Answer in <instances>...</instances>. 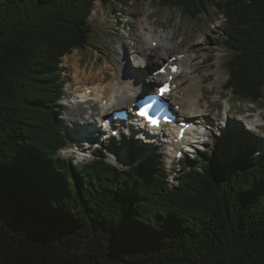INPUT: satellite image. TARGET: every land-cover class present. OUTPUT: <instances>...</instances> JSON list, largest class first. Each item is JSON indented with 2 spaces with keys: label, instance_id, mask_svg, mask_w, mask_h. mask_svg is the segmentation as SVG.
<instances>
[{
  "label": "trees",
  "instance_id": "trees-1",
  "mask_svg": "<svg viewBox=\"0 0 264 264\" xmlns=\"http://www.w3.org/2000/svg\"><path fill=\"white\" fill-rule=\"evenodd\" d=\"M127 3L132 0H100ZM221 14L226 88L264 98V0H143ZM95 0H0V264H264V156L208 149L170 185L152 157L128 167L58 155L61 59L93 33Z\"/></svg>",
  "mask_w": 264,
  "mask_h": 264
},
{
  "label": "rangeland",
  "instance_id": "rangeland-1",
  "mask_svg": "<svg viewBox=\"0 0 264 264\" xmlns=\"http://www.w3.org/2000/svg\"><path fill=\"white\" fill-rule=\"evenodd\" d=\"M223 21L222 15L211 4L205 6V12L198 18L189 19L182 16L178 8L162 7L150 1L132 0L127 3L113 2L106 5L101 2L99 5L94 3L93 10L89 16V22L93 29L91 38L85 48L80 50L73 49L62 57L58 68L63 75L62 81L66 85L67 92L65 96L72 98L73 94H77L76 84L78 83L74 80H85L83 79V73L89 76L85 85H91L92 82L98 83L100 79L102 83L106 84L105 82L112 78L106 62L120 66L122 71H124L120 76L123 77H126L127 72L146 75V72L143 69H139L138 64L134 63V61H136L135 54L139 53L137 40L149 47L141 34L142 31L147 30L153 37L160 36L167 39V43L163 45L164 47H155L156 51L162 53L165 49L167 51V47H169V52L167 51L165 56L159 60V63L152 66L151 62H148L147 67L155 68L157 65H160L170 53L174 54L183 50L192 51L196 56L199 53L201 56H197L191 69L185 70V77H182V80L190 81L188 73L194 69L203 76V83L201 84L203 105L208 108L210 115L213 117L218 116L222 120V117L224 118L226 115L224 109H227L230 120L229 122L226 120L224 126L227 125L228 127L233 126L235 123L231 119L232 117H247V113L249 120L256 115L257 119L262 118V121H264V98H260L255 103L237 101L229 92L230 90L225 89V82L228 79L226 63L229 51L222 38L221 24ZM200 46H203L204 50ZM198 50H202L203 52ZM103 65L105 68H102ZM76 66H78L77 69ZM75 70L79 72L83 71V73L80 72L81 78L75 77L73 79ZM146 87H149V85ZM73 106L75 105L73 104L71 107ZM70 110L71 108L65 107L60 116L63 133L66 138L69 137L71 131L73 132V129H70L71 126L67 127L70 124V121L67 119ZM96 115H94L95 118ZM219 128L220 124L218 122L216 127L210 132L211 143L208 141L204 142L202 151L223 146L220 154L226 162L243 149V146H239L238 142H236L238 138H249L252 142L256 143L264 140V124L261 128L254 127L259 129V131H253V129L245 130L246 134L234 137L236 139L234 141L232 134L224 131L227 129ZM217 132H219V135L216 134ZM130 138V136L128 138L119 136L114 138L112 143L117 142L121 147L127 148ZM70 144L74 143L70 142ZM138 146L140 144L136 143L135 148L131 149V153L137 156L134 162L142 161L145 157L152 155L154 159L160 161L165 166L166 171L170 172L172 177L178 172L176 171L178 164L176 161L172 162V158L168 156L166 145H161V148L155 150V147L144 144L141 149L142 154L137 152L136 147ZM61 155L67 158L66 154ZM132 162L131 158L129 160L123 158L121 162H116V164L128 166ZM170 182L174 184L177 180L174 178Z\"/></svg>",
  "mask_w": 264,
  "mask_h": 264
},
{
  "label": "bare ground",
  "instance_id": "bare-ground-1",
  "mask_svg": "<svg viewBox=\"0 0 264 264\" xmlns=\"http://www.w3.org/2000/svg\"><path fill=\"white\" fill-rule=\"evenodd\" d=\"M143 33L144 32L142 31V34ZM159 46L160 44H158L156 47H159ZM137 48H138V51L142 53L143 55H145L147 59L146 67L148 66V62L149 63L151 62L152 66L154 64L159 63V60H161L167 53L166 49L165 51L163 50V52L161 53L160 51H156L157 49H153L152 47L148 48L147 46L140 43L139 40H137ZM165 59H167V57ZM106 63H107L106 64L107 67H109V72L112 78L110 79V75H109L110 80L105 82L106 84L102 83L101 79L99 80L100 82L98 83L94 82V84H92L93 91L91 93L94 99L86 100L85 102H81V103H75V106L71 107V110L69 111V115L67 116V119L68 121H70V124L66 123L68 124L67 127L71 126L70 127L71 130L75 129L77 126L80 127L83 124V122L85 121L84 119L86 118L85 114L88 111H91L90 118L92 120H96L94 116L95 114H101L105 110H108L109 107L106 109L105 106L101 104L100 101L102 99H106L108 101L107 104L110 105V109H114L117 107L128 106L129 104L128 103V92L134 93V96L132 99L142 95L141 92L144 89L142 85L143 83H146V80L144 77L137 75V73H133V72L132 73L127 72L126 77L120 76L121 73H124V71H122L120 66L118 65L115 66L116 64L114 65L109 62H106ZM142 66L143 64L139 65L138 66L139 69L142 68ZM77 68L78 66H76V69ZM102 68H105V66L103 65ZM156 68L157 66L153 69H156ZM80 72L83 73L82 70ZM80 72L79 71L74 72L73 79L75 77L81 78ZM83 76L84 78L83 77L82 78L85 80L76 79L74 81L78 83L76 84L77 96L82 99H85V97L90 96L89 94L83 95V91L85 87L87 86L85 85V83H86V80L89 79V76L85 75L84 73H83ZM145 76L146 78L151 77L153 82H157L159 80V75L146 74ZM189 78H190V82L185 84V97L182 99V102H181V104L183 105V109L186 111H188L189 106H191L194 100H196L194 95L198 94V90L200 89V86L203 82L202 77L197 72L190 73ZM129 80L131 81V84L127 83ZM110 93L112 94V96L110 95ZM192 112H195V111H192ZM224 119H226V117H224ZM256 121H257L256 119H253L252 121H247L246 127H248L249 124L253 125ZM173 145L178 146L180 145V143L176 142ZM67 149H69V147H67ZM175 149H181V147H178ZM172 152L175 153L176 150H173ZM114 156L116 157V162H121V160L123 159V157L119 156V153H117Z\"/></svg>",
  "mask_w": 264,
  "mask_h": 264
},
{
  "label": "clouds",
  "instance_id": "clouds-1",
  "mask_svg": "<svg viewBox=\"0 0 264 264\" xmlns=\"http://www.w3.org/2000/svg\"><path fill=\"white\" fill-rule=\"evenodd\" d=\"M95 3L96 5H99L100 3V0H95ZM134 63L136 64H143L144 61L143 60H136L134 61ZM128 84H131V81L129 80L127 82ZM134 96V93L133 92H128V103H131V100ZM191 114V113H190ZM65 117H66V114H65ZM97 119H99V117H97ZM105 127H107V124L108 122L107 121H103ZM260 123L264 124V121H260ZM219 124L221 126H224L225 124V121L224 120H220L219 121ZM251 124L248 125V127L250 126ZM252 126V125H251ZM253 129V131H259V129H256L254 128L253 126L250 127ZM197 132L199 133V136L197 137V139L201 140V141H208L209 143H211V140H210V130L209 131H206V129L204 127H200L197 129ZM115 135V133H113ZM217 135H219V132L216 133ZM140 139H143V137H139ZM196 141L193 140V143H195ZM84 147L87 148L88 147V144L85 142L84 143ZM197 147H199V145L197 144ZM60 153L61 154H66V155H73L75 154L76 156V159H75V163H81V162H90L92 160V156H91V153L90 152H80L75 145H72L71 149H65V148H61L60 150ZM177 155H179L177 153ZM107 163H111V164H116V157L114 155H112L111 153H108L107 154ZM168 179L171 181L173 179V177L170 175L168 177Z\"/></svg>",
  "mask_w": 264,
  "mask_h": 264
},
{
  "label": "snow or ice",
  "instance_id": "snow-or-ice-1",
  "mask_svg": "<svg viewBox=\"0 0 264 264\" xmlns=\"http://www.w3.org/2000/svg\"><path fill=\"white\" fill-rule=\"evenodd\" d=\"M161 71H164V69H161ZM173 71H176V69L175 68H173ZM168 89V85H164L163 87H161L160 88V92H161V94L164 92V91H166ZM148 107H152V105H148ZM160 109L159 108H157V111H159ZM141 116H145V117H147V112L145 111V109L144 108H141L140 109V113H139ZM148 119H149V122L153 125V126H156L157 125V120H155V119H152V118H150V117H148ZM249 127H252L251 125L249 126ZM180 135L182 136L183 135V130H181V132H180Z\"/></svg>",
  "mask_w": 264,
  "mask_h": 264
}]
</instances>
